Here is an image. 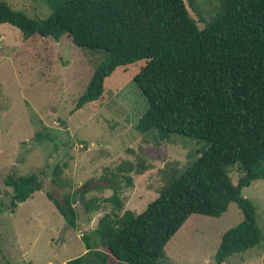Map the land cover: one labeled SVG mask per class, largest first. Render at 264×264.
Segmentation results:
<instances>
[{
  "label": "trees",
  "instance_id": "obj_1",
  "mask_svg": "<svg viewBox=\"0 0 264 264\" xmlns=\"http://www.w3.org/2000/svg\"><path fill=\"white\" fill-rule=\"evenodd\" d=\"M49 15L32 19L0 1V25L18 27L25 39L34 34L59 40L67 35L81 49L103 53L77 109L96 102L117 69L139 63L132 82L147 105L136 120L140 133L159 144L172 132L201 142L198 154L137 213H106L94 234L118 261L168 264L163 247L189 214L220 215L230 202L241 221L224 231L213 253L219 264L263 238L255 205L241 193L264 172V0H219L217 11L198 27L183 0H44ZM240 170L236 183L227 167ZM57 163L51 178L59 179ZM10 210L42 187L36 172L9 173ZM87 188L68 191L63 200L47 196L75 227V203L98 207ZM121 207L117 189L110 197ZM85 252L65 264H108L107 253L83 236ZM95 243V242H94Z\"/></svg>",
  "mask_w": 264,
  "mask_h": 264
},
{
  "label": "rangeland",
  "instance_id": "obj_2",
  "mask_svg": "<svg viewBox=\"0 0 264 264\" xmlns=\"http://www.w3.org/2000/svg\"><path fill=\"white\" fill-rule=\"evenodd\" d=\"M32 19L49 15L44 0H0ZM198 27L218 9L219 0H183ZM103 53L75 46L69 36L59 40L0 25V264H65L86 250L83 236L107 253L108 264L118 261L94 234L99 218L127 208L143 211L175 174L198 154L201 142L172 132L156 144L136 129L147 105L132 82L139 63L121 67L106 81L94 103L77 109L88 79ZM58 164L60 183L51 178ZM36 172L42 187L10 210L12 187L7 174ZM239 169L227 167L236 183ZM87 188L98 207L87 210L75 203L72 227L47 192L63 200L68 191ZM117 189L121 207L110 197ZM255 205L263 238L233 253L219 264H264V172L241 188ZM230 202L220 215L193 212L166 241L168 264H215L219 237L242 219ZM95 242V243H94Z\"/></svg>",
  "mask_w": 264,
  "mask_h": 264
}]
</instances>
